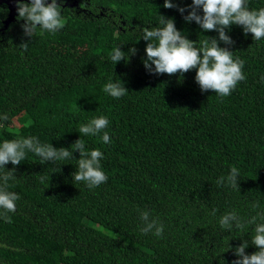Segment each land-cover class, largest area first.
<instances>
[{"label": "trees", "instance_id": "1", "mask_svg": "<svg viewBox=\"0 0 264 264\" xmlns=\"http://www.w3.org/2000/svg\"><path fill=\"white\" fill-rule=\"evenodd\" d=\"M57 2L63 27L33 37L24 36L18 15L4 30L8 10L0 6V113L9 117L0 122V140L34 135L69 148L81 123L104 115L111 143L81 139L104 154L107 179L92 189L73 184L71 159L41 165L29 153L16 166L9 162L19 199L10 219L0 218V264H231L249 236L224 232L217 217L232 209L247 215L251 201L264 205V39L253 41L237 25L226 29L234 43L220 46L243 60L245 78L218 97L200 91L195 69L182 76L145 69L141 30L159 15L174 18L191 41L217 36L165 9L164 0ZM247 7H264V0H247ZM117 46L136 53L114 65L108 57ZM109 78L128 92L106 95ZM231 166L240 169L239 189L216 184ZM142 210L163 223L159 238L139 231ZM245 251L256 249L249 243Z\"/></svg>", "mask_w": 264, "mask_h": 264}, {"label": "clouds", "instance_id": "2", "mask_svg": "<svg viewBox=\"0 0 264 264\" xmlns=\"http://www.w3.org/2000/svg\"><path fill=\"white\" fill-rule=\"evenodd\" d=\"M165 9L175 8L185 22H195L202 32L215 31L216 37H207L196 42L191 41L175 26L174 18H166L159 15L155 26L145 27L141 30L140 40L146 41L145 58L143 65L149 73L176 74L195 69L194 81L200 91L211 90L218 97L228 96L236 84L243 80V60L233 58L228 47L234 41L226 33L231 26L242 28L244 34H251L253 41L264 39V7L250 9L247 0H191V3L183 7L173 3V0H164ZM18 19L23 20L21 25L26 37H33L39 29L40 33L53 34L63 27L61 6L57 0H17ZM187 11V15L184 13ZM21 44L20 47H26ZM136 49L129 48L124 52L120 47H114L108 60L117 65L122 60L127 61L135 55ZM264 82V76H261ZM102 91L115 99L124 96L128 90L120 79L109 78L102 85ZM9 119L6 113H0V122ZM108 118L104 115L93 116L81 123L78 127L79 138L69 148H55L51 143H42L36 136H23L14 139L0 140V218L10 219L6 213H12L16 209L18 193L11 191L10 182L17 178L14 175L15 168H5L9 162L16 166L25 161L29 153L39 159L41 165L56 164L66 160H75V171L71 173L72 183L83 182L89 188H95L107 179L101 168V160L104 154L99 148H87L82 136H99L103 144L111 143L107 130ZM79 153V159L73 158V153ZM240 169L231 166L226 175L217 178L216 184L232 189H239ZM38 180L44 183L47 179L44 175H38ZM249 213L242 215L239 210L232 209L220 214L216 223L224 232L233 231L248 234V240L233 249L236 257L231 264H264V205L258 201H251L248 205ZM216 209H212L211 215L216 216ZM139 220L142 222L139 231L159 238L164 231V225L155 217H150L147 210L139 211ZM249 243L256 251L246 254Z\"/></svg>", "mask_w": 264, "mask_h": 264}, {"label": "water", "instance_id": "3", "mask_svg": "<svg viewBox=\"0 0 264 264\" xmlns=\"http://www.w3.org/2000/svg\"><path fill=\"white\" fill-rule=\"evenodd\" d=\"M24 2H28V0H24ZM0 6L3 8H7L8 15L5 20H3V29H7L12 22L16 21L17 13V0H0Z\"/></svg>", "mask_w": 264, "mask_h": 264}, {"label": "rangeland", "instance_id": "4", "mask_svg": "<svg viewBox=\"0 0 264 264\" xmlns=\"http://www.w3.org/2000/svg\"><path fill=\"white\" fill-rule=\"evenodd\" d=\"M14 124H16V122H15ZM16 126H17V125H16Z\"/></svg>", "mask_w": 264, "mask_h": 264}]
</instances>
